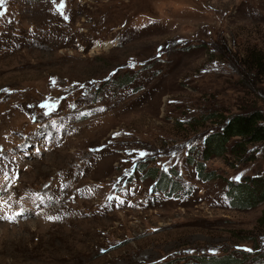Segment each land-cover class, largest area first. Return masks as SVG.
I'll return each mask as SVG.
<instances>
[{
	"label": "rangeland",
	"instance_id": "rangeland-1",
	"mask_svg": "<svg viewBox=\"0 0 264 264\" xmlns=\"http://www.w3.org/2000/svg\"><path fill=\"white\" fill-rule=\"evenodd\" d=\"M0 11V264H264V203L228 193L264 182L260 144L199 154L230 116L264 114V80L240 67L264 54V0Z\"/></svg>",
	"mask_w": 264,
	"mask_h": 264
},
{
	"label": "trees",
	"instance_id": "trees-1",
	"mask_svg": "<svg viewBox=\"0 0 264 264\" xmlns=\"http://www.w3.org/2000/svg\"><path fill=\"white\" fill-rule=\"evenodd\" d=\"M246 54V58L243 57L242 61L240 60V67L247 70L254 78L260 77L264 80V54L252 50L246 51ZM230 117L218 133H210L204 139L199 153L202 160H208L211 154L223 153L228 148L226 143L232 138H239L235 141V144H240L239 148H242L241 146L245 148L249 144H260L261 152L264 155V114L258 108H251ZM196 172L201 178L204 176L209 178L210 174H203L199 164L196 165ZM155 180V186L159 189L166 188L169 192L173 188L170 174L160 173V176L155 177ZM228 193L231 195L229 203L231 206L237 209H251L264 203V182L256 183L254 188L239 183L229 188ZM198 264H234V262L229 256H226L214 261H202Z\"/></svg>",
	"mask_w": 264,
	"mask_h": 264
},
{
	"label": "snow or ice",
	"instance_id": "snow-or-ice-1",
	"mask_svg": "<svg viewBox=\"0 0 264 264\" xmlns=\"http://www.w3.org/2000/svg\"><path fill=\"white\" fill-rule=\"evenodd\" d=\"M5 2V0H0V5H3ZM53 2L55 3V0H53ZM5 14L4 11H0V17H2ZM66 18V17H65ZM141 155H143V153H141ZM236 179H239V177H237ZM3 197H0V199H2ZM18 215H23V213H18ZM2 218V217H0ZM250 251V250H249Z\"/></svg>",
	"mask_w": 264,
	"mask_h": 264
}]
</instances>
